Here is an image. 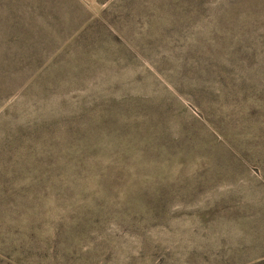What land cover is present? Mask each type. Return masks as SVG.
<instances>
[{
  "label": "rangeland",
  "instance_id": "rangeland-1",
  "mask_svg": "<svg viewBox=\"0 0 264 264\" xmlns=\"http://www.w3.org/2000/svg\"><path fill=\"white\" fill-rule=\"evenodd\" d=\"M234 1L0 0V264H264V20Z\"/></svg>",
  "mask_w": 264,
  "mask_h": 264
},
{
  "label": "trees",
  "instance_id": "trees-1",
  "mask_svg": "<svg viewBox=\"0 0 264 264\" xmlns=\"http://www.w3.org/2000/svg\"><path fill=\"white\" fill-rule=\"evenodd\" d=\"M176 3V7L178 8V4L177 1ZM239 12L241 14H244L245 12H249L254 16L259 17L258 22H260L261 20H264V0H236L234 2H232L228 8L223 11L222 13L218 14L216 17L217 22H221L227 19H232L234 17H236ZM262 25L264 24V22L261 23ZM259 31H263L264 32V28L263 27H259ZM261 93V92H258Z\"/></svg>",
  "mask_w": 264,
  "mask_h": 264
}]
</instances>
